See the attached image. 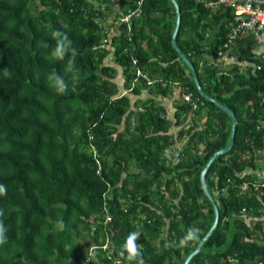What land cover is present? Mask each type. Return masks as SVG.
I'll return each mask as SVG.
<instances>
[{"label": "trees", "instance_id": "16d2710c", "mask_svg": "<svg viewBox=\"0 0 264 264\" xmlns=\"http://www.w3.org/2000/svg\"><path fill=\"white\" fill-rule=\"evenodd\" d=\"M176 1L178 48L204 92L237 120L232 149L205 176L219 222L189 264H264L260 46L250 36L224 48L237 24L227 5ZM174 27L170 0H0V208L8 229L0 264H134L120 256L131 232L140 233L145 264H183L195 250L214 221L200 174L227 147L232 121L199 95L172 47ZM53 30L69 36L75 56L49 59ZM69 59L76 80L65 72ZM52 70L65 79L64 94L48 87ZM175 89L173 123L157 99ZM189 228L199 238L181 246Z\"/></svg>", "mask_w": 264, "mask_h": 264}, {"label": "clouds", "instance_id": "9594fccd", "mask_svg": "<svg viewBox=\"0 0 264 264\" xmlns=\"http://www.w3.org/2000/svg\"><path fill=\"white\" fill-rule=\"evenodd\" d=\"M51 38L55 41V46L49 53V59L53 61H62L66 56L71 54L75 56L76 49L72 46V41L69 36L61 32L60 30H53L50 32ZM43 47H47V44H43ZM4 75L8 76V69H3ZM65 72L72 74V79L76 80L79 77V71L74 65L71 59L68 60L65 65ZM46 83L50 89H52L57 94H64L67 91L68 85L65 79L55 70L49 72L46 77ZM6 186L0 184V193H6ZM5 212L0 208V246H3L7 243V231L3 217ZM63 225V221H60ZM200 229L198 228H189L186 236L179 242L181 246L186 245L188 242L196 240L199 238ZM140 237L139 232L129 233L126 241L121 245L120 256H124L129 262H134V264H145L143 254L140 250V246L136 243ZM126 254V256H125Z\"/></svg>", "mask_w": 264, "mask_h": 264}, {"label": "built area", "instance_id": "2783aa9c", "mask_svg": "<svg viewBox=\"0 0 264 264\" xmlns=\"http://www.w3.org/2000/svg\"><path fill=\"white\" fill-rule=\"evenodd\" d=\"M203 2L205 3L206 7L212 9H219L220 6L227 5L237 20V24H231L232 29L229 33V40L224 48H226L228 45H231L238 37L241 38L251 36L260 46L259 54L261 55V58L264 59V0H205ZM134 15H137V13L125 16L119 19L117 23L128 24L131 17ZM221 54V51L218 52V57H221ZM257 69H259V67ZM186 96L184 97V100L186 102H190L189 98ZM257 154L264 161V149L259 150ZM261 186L264 188V185ZM242 188L245 190L246 185H243ZM258 188L259 185L257 184L255 189ZM261 233L264 238V220L261 223ZM95 249L96 248L94 247H90L88 258L93 256Z\"/></svg>", "mask_w": 264, "mask_h": 264}, {"label": "water", "instance_id": "95a60500", "mask_svg": "<svg viewBox=\"0 0 264 264\" xmlns=\"http://www.w3.org/2000/svg\"><path fill=\"white\" fill-rule=\"evenodd\" d=\"M170 2L172 3L174 10H175V27L173 30V34H172V47L173 49L176 51L177 55L179 56V58L181 59V61L186 65V67L189 69L191 75H192V79L193 82L195 84V87L199 93V95L204 98L205 100L213 103L216 107H218L219 109H221L222 111L226 112L227 115L231 118L232 121V125H231V130H230V135H229V142L227 147L219 150L218 152H216L207 162V164L204 166V168L202 169V172L200 174V182H201V186L203 189V192L205 194V196L207 197V199L211 202V204L213 205V209H214V221L212 226L210 227V229L208 230V232L206 233V235L199 241V243L197 244L195 250L190 253V255L185 259L183 264H189L190 261L192 260V258L194 256H196L202 249L203 245L205 244V242L211 237L212 233L214 232V230L216 229L218 222H219V211L217 206L215 205L214 199L212 197V195L210 194L207 186H206V181H205V176L206 173L209 169V167L211 166V164L219 157L222 156L226 153H228L234 144V138H235V133H236V126H237V120L235 115L225 106H223L221 103H219L218 101H216L214 98L210 97L209 95H207L204 90L202 89L196 71L193 67V65L191 64V62L188 60V58L181 52V50L178 48L177 46V42H176V37L180 28V9L178 6V3L176 0H170Z\"/></svg>", "mask_w": 264, "mask_h": 264}, {"label": "rangeland", "instance_id": "374dc122", "mask_svg": "<svg viewBox=\"0 0 264 264\" xmlns=\"http://www.w3.org/2000/svg\"><path fill=\"white\" fill-rule=\"evenodd\" d=\"M111 56L110 57H108L107 59H106V61H105V63L107 64V63H110L111 64ZM230 61V60H229ZM229 61L228 60H224V63L223 64H228L229 63ZM224 67H227V65H224ZM119 76V75H118ZM118 79L119 80H121V76H119L118 77ZM179 92V90H177V89H175L174 90V92H173V94H175L176 95V98L178 97V94H176V93H178ZM147 97H149L148 95H147V91L145 90H143V92H142V94L140 95V97L139 98H145V99H147ZM174 96H172V97H169V98H158L157 100H158V104L160 105V106H163V105H165V103H167L168 102V104H171L172 102H174L176 99H172ZM186 97H188L189 98V100L191 101V95H187ZM131 98H132V100H133V102H134V100L135 99H138V97H133V96H131ZM187 98V99H188ZM185 101V100H184ZM133 102H132V104H133ZM167 105V104H166ZM138 107L139 108H141V105L139 104L138 105ZM172 114V113H171ZM171 114H169V115H167L166 114V116H168V118L174 123L175 122V120H173L172 118H173V115H171ZM164 115H165V113H164ZM188 120H189V117L185 120V122L184 123H186V122H188ZM200 122H204L205 121V117H201V120H199ZM174 125V124H173ZM184 127H186V126H184ZM179 130H180V127H175V126H172L171 127V129H170V132L171 133H173L174 135H176L178 132H179ZM174 157H176V154H174ZM130 171L131 172H133L134 171V169L133 168H130Z\"/></svg>", "mask_w": 264, "mask_h": 264}, {"label": "crops", "instance_id": "0c3cea01", "mask_svg": "<svg viewBox=\"0 0 264 264\" xmlns=\"http://www.w3.org/2000/svg\"><path fill=\"white\" fill-rule=\"evenodd\" d=\"M177 98H176V95H174V97L172 99L174 100V99H177ZM163 107L165 108V112H166L167 115H169L171 113H172L171 115H174V112H175L174 102H172L171 104H168V102H167V103H165V105H163Z\"/></svg>", "mask_w": 264, "mask_h": 264}]
</instances>
